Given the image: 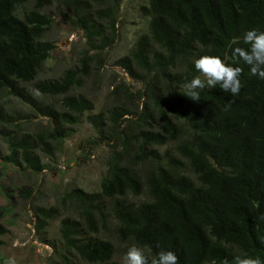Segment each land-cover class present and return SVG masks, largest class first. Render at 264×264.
Returning <instances> with one entry per match:
<instances>
[{
  "label": "trees",
  "instance_id": "obj_1",
  "mask_svg": "<svg viewBox=\"0 0 264 264\" xmlns=\"http://www.w3.org/2000/svg\"><path fill=\"white\" fill-rule=\"evenodd\" d=\"M59 1L71 12L66 20L84 32L92 48L109 46L112 39L99 22L108 18L107 28L113 29L112 7L120 0ZM25 2L0 0V91L32 105L20 85L30 84L40 96L62 97L63 111L49 105L38 108L50 118L52 129L35 139L24 134L8 141L7 160L19 159L37 173L44 166L33 152L36 145L51 155L66 126L75 124L77 115L91 105L80 95H67L85 75L82 64L79 72L35 81L52 49L41 41L48 19L39 12L49 1L35 0L33 8L20 15L17 11ZM94 5L98 9L92 10ZM140 12L148 17L147 34L116 62L145 83L155 110V126L145 104L138 114L145 129L137 134L132 155L134 163L149 164L144 178L147 199L137 204L128 200V195L138 197L143 185L132 165L117 154L97 193L73 191L69 196L81 206L85 228L62 219L63 246L86 264H117L112 245L96 237L103 227L100 201L105 200L117 238L143 249L149 262L161 250L174 252L179 264H223L245 255L264 261V80L232 56L235 47H248L243 41L247 31L264 32V0H146ZM203 55L219 56L242 69L239 95L224 93L217 85L200 90L199 102L185 97L186 82L196 76L204 79L194 67V60ZM99 119L100 114L91 118L94 123ZM166 144H173L172 150L159 153L157 148ZM18 194L27 199L30 191ZM34 216L36 230L43 229L56 211L37 208ZM4 233L0 227V237Z\"/></svg>",
  "mask_w": 264,
  "mask_h": 264
},
{
  "label": "rangeland",
  "instance_id": "obj_2",
  "mask_svg": "<svg viewBox=\"0 0 264 264\" xmlns=\"http://www.w3.org/2000/svg\"><path fill=\"white\" fill-rule=\"evenodd\" d=\"M48 1L39 10L48 19L41 41L49 43L52 49L35 81L56 80L65 71L79 72L83 65L85 75L80 78L79 86L72 87L67 95L82 96L91 109L77 115L75 124L66 126L60 144H52L51 155L36 145L33 152L44 169L35 173L19 159L7 160L8 141L24 134L35 139L37 134L52 129L54 124L38 108L49 105L58 112L63 111L62 97L40 96L30 84L20 85L32 99V105L0 91V227L5 231L0 237V264H86L64 248L59 236L60 221L68 218L84 230L81 206L69 196L73 191L97 193L101 179L107 176L108 164L117 154L122 162L132 165L143 185L141 194L128 195V200L137 204L147 199L144 178L149 164L134 163L132 155L136 152L137 134L145 129L138 121V114L145 104L155 126V110L148 101L145 83L131 78L116 62L128 54L139 36L147 34L148 17L140 12L146 0H120L112 7L113 31L107 28L108 18L100 20L103 33L112 39L102 50L92 48L84 32L66 20L71 12L62 2ZM34 3L35 0H26L17 13L30 11ZM95 9L98 7L94 5L92 10ZM123 112L127 115H116ZM98 114L100 119L92 122L91 118ZM172 145L166 144L157 151L172 150ZM21 189L30 191L27 199L18 194ZM100 204L103 227H98L96 237L107 240L113 248L112 260L123 264L127 250L136 245L117 238L116 222L108 209L110 203L101 200ZM37 208L56 211V216L38 230L34 216Z\"/></svg>",
  "mask_w": 264,
  "mask_h": 264
},
{
  "label": "clouds",
  "instance_id": "obj_3",
  "mask_svg": "<svg viewBox=\"0 0 264 264\" xmlns=\"http://www.w3.org/2000/svg\"><path fill=\"white\" fill-rule=\"evenodd\" d=\"M247 48L235 47L232 56L243 60L250 67L253 76L264 80V32L249 30L243 36ZM235 43V41H234ZM195 70L202 74L186 82L184 95L193 102H199L200 90L206 86L210 89L219 85L220 90L231 96L239 95L241 91L240 75L242 69L226 64L219 56L203 55L194 60ZM206 81V83H205ZM123 264H179L177 255L172 251H159L149 262L145 251L139 247H130ZM223 264H264L260 257L237 256L231 261L225 259Z\"/></svg>",
  "mask_w": 264,
  "mask_h": 264
}]
</instances>
